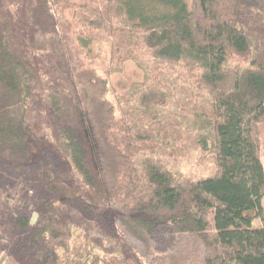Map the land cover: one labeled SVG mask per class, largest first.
Returning a JSON list of instances; mask_svg holds the SVG:
<instances>
[{"label":"trees","instance_id":"16d2710c","mask_svg":"<svg viewBox=\"0 0 264 264\" xmlns=\"http://www.w3.org/2000/svg\"><path fill=\"white\" fill-rule=\"evenodd\" d=\"M21 28L31 35L20 42L0 0V235L18 239L10 264H126L88 242L71 247L63 206L98 219L123 254L132 248L116 223L132 241L151 242L157 254L148 264H168L187 236L203 264H264V0H28ZM100 34L117 39L105 77L88 62ZM28 52L41 53L63 83L48 100L64 120L56 153L38 152L44 144L28 122L37 83ZM129 62L145 78L112 101L107 77ZM163 64L189 69L182 75L205 96L180 101ZM178 111L194 119L186 143L212 151L214 176L168 172L166 157L185 149L176 146L185 141ZM72 173L103 211L65 197ZM5 176L51 198L26 192L22 208L11 209Z\"/></svg>","mask_w":264,"mask_h":264},{"label":"rangeland","instance_id":"374dc122","mask_svg":"<svg viewBox=\"0 0 264 264\" xmlns=\"http://www.w3.org/2000/svg\"><path fill=\"white\" fill-rule=\"evenodd\" d=\"M8 9V12L13 17V23L16 30L17 38L21 42L26 37H30L28 29L21 28L24 7L27 5L28 0H2ZM117 39H114V35L100 34L96 37L94 44L93 59H89V64H92L100 75L105 77V73L109 69L108 63L109 58L115 52L114 43ZM132 51V49L130 50ZM29 60L32 65V69L37 79V83L34 91L32 92L31 99L28 104V122L37 133L41 142L44 145L38 147V152L46 150L49 153L58 152V123L64 122L63 116H55V113L51 110L49 105V96L54 94L57 95L62 91V82L59 81L54 72L49 66L47 59L38 52H28ZM135 55V54H134ZM146 60V57H145ZM232 66L241 65L237 58H232ZM161 74L165 75L169 82L173 83L170 86V92L175 93L180 97V101L183 100L190 103L192 101L199 100L194 99L197 96L204 97L205 93L197 91L182 74L189 75V69H184L178 66L162 65L160 67ZM146 70L143 67H136L135 63L129 62L125 65H119L115 67L114 72L108 76L109 80V91L108 98L114 101L115 94H122L131 91L136 88V85L141 84L145 78ZM182 76V78L178 77ZM192 81V80H191ZM60 95V94H58ZM191 95V96H189ZM199 97V98H200ZM200 101V100H199ZM176 120L179 127V135L185 141L177 148H185L183 151L174 153L170 157H166L165 161L169 163L167 169L168 172L173 174L180 173L185 177H189L192 180H199L202 178L212 177L215 175V162L212 155V151L202 152L201 150L195 149L187 142L189 137H193L195 132L190 130L189 126L192 124L194 119L186 111H178L176 113ZM186 143V145H185ZM180 151V149H179ZM170 154V153H166ZM30 184V183H29ZM4 188H6L7 195L6 201L8 202L11 209L22 208L20 203L21 198L27 192L28 198L31 200L48 201L50 195L47 191H44L40 187L28 190V187L24 184L18 183V180L10 176H5L2 182ZM61 190L64 191L65 197L72 199H80L94 204L99 208V211H103L99 204H96V198L93 194L84 187L80 179L72 173V176L68 183H65ZM63 195L61 198H65ZM57 205V203H55ZM264 208V200L262 203ZM108 211V212H106ZM103 213V217H109L110 220L115 221L118 217L116 211L106 210ZM63 219L68 220V226L72 238L70 240L71 247L78 246L79 244L89 243V246L95 247L100 255L105 256L109 262L117 260L119 262H125L126 264H148L151 257L157 254V251L152 247V243L142 242L141 244L136 243L129 239L119 227V223H116L117 234L121 237L124 242L127 243L131 248L132 252L127 251L123 254L120 249L121 241L114 239L108 235L107 230L102 227L98 219L94 217H86L80 215L77 211H72L68 207H62ZM108 218V219H109ZM38 219V220H37ZM39 218L34 213L31 219V225H36ZM102 220V219H101ZM255 225L258 221H254ZM254 225V224H253ZM122 232V234H121ZM4 238V239H3ZM18 239L12 235V233L1 236L0 235V264H10L11 253L14 250L15 244ZM122 240V241H123ZM168 264H203L202 263V250L200 245L192 237H181L176 247L168 253Z\"/></svg>","mask_w":264,"mask_h":264}]
</instances>
